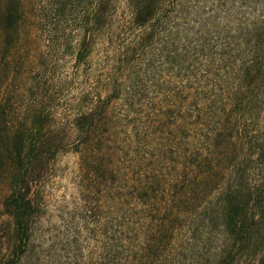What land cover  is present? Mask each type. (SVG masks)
<instances>
[{"label":"trees","instance_id":"16d2710c","mask_svg":"<svg viewBox=\"0 0 264 264\" xmlns=\"http://www.w3.org/2000/svg\"><path fill=\"white\" fill-rule=\"evenodd\" d=\"M45 1L0 0V211L5 217L0 264L58 259L49 252L47 261L37 245L41 206L34 192L51 161L69 151L79 156L85 212L92 215L98 198L105 201L103 189L109 196L110 222L102 224L105 237L96 264H264V174L253 185L242 183L253 157L264 161V116L259 118L264 113V0H126L124 26L109 21L114 0H49L43 14ZM49 20L55 39L68 25L82 34L77 66L96 46L95 36L114 50L122 31L137 34L110 63V73L121 74L122 83L114 78L108 104L93 99L77 114L70 140L53 123L52 110L13 111L18 96L7 91L9 75H18L19 50L32 31L41 30L39 23ZM120 100L131 114L142 106L154 111L160 120L156 116L147 129L154 127L157 134L169 129L195 134L189 135L188 147L173 137L165 148L152 149L162 150L157 157L165 161L174 157L170 180L153 174L147 183L132 182L120 193L107 182L109 175L114 182L117 154L110 140V105ZM176 112L184 117L171 122ZM138 140L158 146L151 137ZM131 201L162 218L129 213ZM198 212L196 220L189 218ZM182 220L190 221L188 232L176 241L174 223ZM70 249L79 264V242Z\"/></svg>","mask_w":264,"mask_h":264},{"label":"rangeland","instance_id":"374dc122","mask_svg":"<svg viewBox=\"0 0 264 264\" xmlns=\"http://www.w3.org/2000/svg\"><path fill=\"white\" fill-rule=\"evenodd\" d=\"M48 4L49 0L41 6L43 14L49 10ZM112 10L109 19L112 24L120 22L124 26L128 23L126 0H114ZM70 12L74 15L76 9L72 6ZM50 21L40 22L41 30L32 31L31 40L23 44L19 50L17 58L21 60V63L15 70L18 75L15 73L9 75L8 85L11 86L7 91L11 94L9 97L18 96L15 99L19 101H15L16 103L12 105L13 111L28 114L30 110L40 107L52 110L56 115L53 123L56 127L64 128L65 135L70 140L74 133L72 123L77 114L83 109L91 107L93 99L100 105L108 104L109 88L114 85V78L118 79V84L122 83L123 76L121 74L114 76L112 72L110 73V63L112 64L120 54L119 48L130 42L132 37H137V34L129 33V29L122 31L117 36L114 50L104 46L95 36L96 46L90 53L87 51L84 53L86 59L80 66H77L75 52L77 42L82 38V34L74 31V27L68 25L65 32L58 34L56 36L58 39H55L54 35L49 34ZM107 35L108 31L105 30L103 36ZM50 38L53 44L50 42ZM55 41H59V44L54 45ZM65 42H68L69 45H66ZM11 68L13 69L12 66ZM113 68H116V64ZM136 68H140V65ZM19 89L22 92L15 93ZM148 96L154 97L153 95ZM146 100L147 98L142 101L143 104H146ZM161 100L172 102L171 99L161 98ZM110 107L112 110L109 119L114 127L110 140L114 142V149L117 153L112 156V169L115 172L114 182L109 180L111 175L107 177L108 181L106 180L110 182L112 189L120 193L121 188L125 189L127 184L131 185L132 182L147 183L153 174L156 178L159 176L161 180H170L167 174L169 176L173 174L174 157L165 161L164 158L157 157L158 152L162 150L156 152L152 149L154 147L165 148L167 146L166 139L171 140L173 137H176L183 146L188 147L189 135L195 136V134L193 135L187 130L177 132L178 129L176 131L165 130L166 134L160 130V133L157 134L156 128L147 129V126L154 123L157 117L160 120L154 111L142 106L136 109L135 114H131L126 112L127 109H125L122 100L112 102ZM263 116L264 113L259 118H263ZM183 117V113L176 112L170 120L179 122ZM168 134H171L170 137L167 136ZM140 136L151 137L158 146L152 143L151 147L141 144L138 140ZM114 149L112 150L114 151ZM229 170L232 169L229 168ZM263 174L264 161L253 157V166L243 174L242 183L243 185H253L260 182V177H263ZM35 184L37 187L34 193L41 206L35 219V235L39 241L37 245L44 252L47 261H49V252L53 257L58 258L56 261L50 259L49 264H76L73 260L75 250L70 249L71 244L76 241L79 242L81 248L77 254L80 256L79 264L99 263L100 247L105 237L102 224L110 222L107 210L110 206L109 196L106 197L105 189H103L105 201L99 202L98 198L97 204L92 207L95 210L94 213L90 215L85 212V192L81 190L83 174L79 156L71 151L61 154L51 161L48 169L43 172L40 180ZM162 190L165 191L161 188L160 191ZM221 190L222 187L218 189V191ZM158 197L161 198L159 194ZM92 198L97 199V196ZM132 202L126 204L129 213L141 214V218L145 220L162 218L153 211L151 213L147 209H141L137 204H131ZM95 213L97 217H94ZM199 215L200 212L191 213L189 218L196 220ZM173 218L172 215L169 220L172 221ZM4 220L5 217L1 216L0 211V228ZM174 224L177 226L173 238L177 241L186 236L190 221L182 220V223Z\"/></svg>","mask_w":264,"mask_h":264}]
</instances>
